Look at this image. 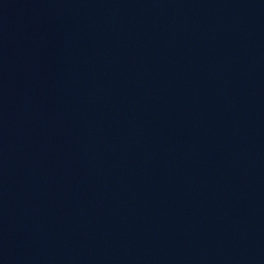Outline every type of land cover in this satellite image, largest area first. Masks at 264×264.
<instances>
[{
  "label": "water",
  "instance_id": "water-1",
  "mask_svg": "<svg viewBox=\"0 0 264 264\" xmlns=\"http://www.w3.org/2000/svg\"><path fill=\"white\" fill-rule=\"evenodd\" d=\"M0 264H264V0H0Z\"/></svg>",
  "mask_w": 264,
  "mask_h": 264
}]
</instances>
